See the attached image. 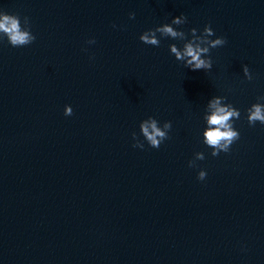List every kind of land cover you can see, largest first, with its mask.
<instances>
[{"label":"water","instance_id":"95a60500","mask_svg":"<svg viewBox=\"0 0 264 264\" xmlns=\"http://www.w3.org/2000/svg\"><path fill=\"white\" fill-rule=\"evenodd\" d=\"M3 14L35 40L0 31V264H264V125L247 121L264 104V0H0ZM181 15L178 31L226 40L210 71L170 54L183 41H140ZM213 97L240 112L215 157Z\"/></svg>","mask_w":264,"mask_h":264},{"label":"clouds","instance_id":"9594fccd","mask_svg":"<svg viewBox=\"0 0 264 264\" xmlns=\"http://www.w3.org/2000/svg\"><path fill=\"white\" fill-rule=\"evenodd\" d=\"M129 18L133 19L134 14H130ZM25 20L28 21V18L25 17ZM19 22L18 16L3 14L0 17V31L9 35L12 45H23L28 43L29 40L34 41V36L29 37L27 32L20 30ZM185 23H187L185 16L175 17L171 20L170 24L166 23L156 27L154 30H148L139 39L143 44L153 47H158L160 40L163 38L183 41L182 48H178L175 44L170 45V54L191 71H210L212 68L210 49L224 46L226 40L222 37L214 40L209 39L214 35L210 26H205L200 35H197V29H191L189 33L191 38L189 39V34H186L182 30H177V28H180ZM157 34H159V38ZM90 43H95V41H90ZM243 74L247 80L251 81L253 79L247 66L243 67ZM259 99L264 100V97H260ZM222 100L226 101V97H213L207 103V107L213 111H211L210 115L206 116L208 130L204 134L206 137L204 142L207 146L214 149L211 153L213 157L218 156L221 152L227 153L230 150V146L239 139V132L234 130L233 123H230V121L239 119L240 112L228 103L221 106ZM65 115H68V113H65ZM247 121L249 126H254L257 121L261 125H264V104L256 103L247 109ZM158 123L156 119L149 117L140 124L143 135L149 142V146L154 149H159L161 143L169 138L166 132L157 126ZM163 127L170 130L171 122H165ZM149 129H151V132ZM133 147L143 149V144L135 143ZM200 158L203 159L202 154ZM205 178L206 172H199L197 179L203 181Z\"/></svg>","mask_w":264,"mask_h":264}]
</instances>
